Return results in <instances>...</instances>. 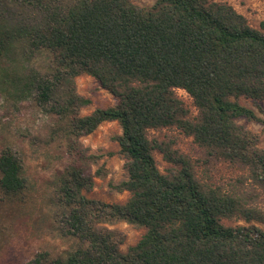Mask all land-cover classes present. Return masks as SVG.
Wrapping results in <instances>:
<instances>
[{"label":"trees","instance_id":"obj_1","mask_svg":"<svg viewBox=\"0 0 264 264\" xmlns=\"http://www.w3.org/2000/svg\"><path fill=\"white\" fill-rule=\"evenodd\" d=\"M46 52L41 73L36 56ZM93 77L116 103L80 115L91 101L75 78ZM184 90L194 115L175 89ZM0 96L34 97L47 112L68 120V149L87 155L78 138L104 121H117L112 136L127 177L110 187L127 191L122 203L89 199L93 185L84 167L68 165L57 199L80 245L51 264H264V148L238 119L264 125L239 102L264 99V20L258 27L219 0H0ZM174 127L192 137L204 163H228L243 174L225 187L197 176L192 159L172 139L150 136ZM154 151L170 163L163 173ZM26 188L21 159L0 150V193L18 200ZM239 218L244 224L227 225ZM124 221L144 228L125 251L103 224ZM38 263V260L35 259ZM30 264V263H28Z\"/></svg>","mask_w":264,"mask_h":264},{"label":"rangeland","instance_id":"obj_2","mask_svg":"<svg viewBox=\"0 0 264 264\" xmlns=\"http://www.w3.org/2000/svg\"><path fill=\"white\" fill-rule=\"evenodd\" d=\"M138 6H150L155 0H131ZM230 3L243 14L249 25L258 27L264 20V0H219ZM46 52L36 56L33 65L45 73L49 65ZM77 92L90 99V103L80 108V115L90 113L96 107H107L117 99L87 74L75 78ZM176 94L185 102L191 111L196 113L190 96L182 89H175ZM239 102L251 108L256 115L263 117L264 99L253 101L240 97ZM68 120L47 112L32 96L26 100L14 101L0 96V150L10 146L19 156L26 178V188L18 200L7 201L0 193V264H51L64 254L80 245L77 237L70 235L65 217L68 211L57 199L56 189L63 169L68 165L81 166L95 174L93 185L83 189L82 193L89 199L106 203H122L129 194L127 191H116L110 187L126 179L123 167L124 160L117 153L118 143L112 139L120 134L117 121H104L90 134L78 138L86 148L87 155L96 158L78 159L68 149L66 127ZM247 129L258 135V145L264 148V125L255 121L238 119ZM150 136L160 139H172L174 146L187 154L195 165L199 178L212 184L229 187V184L242 176L243 171L228 163L216 165L205 164L203 150L193 142L192 137L184 135L174 127L152 129ZM158 169L165 172L168 163L158 151H154ZM264 210L261 197L255 201ZM227 225L244 224L239 218L225 219ZM114 231L113 239L119 242V249L125 251L144 233V228L136 227L124 221L103 224ZM38 260V263L35 262Z\"/></svg>","mask_w":264,"mask_h":264}]
</instances>
